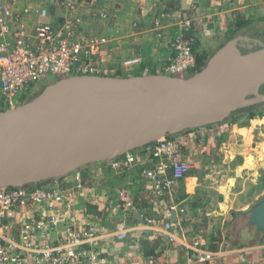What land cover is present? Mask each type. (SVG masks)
<instances>
[{
  "label": "crops",
  "instance_id": "1",
  "mask_svg": "<svg viewBox=\"0 0 264 264\" xmlns=\"http://www.w3.org/2000/svg\"><path fill=\"white\" fill-rule=\"evenodd\" d=\"M17 1L20 12L31 8L27 18L29 30L33 31L40 22L63 21L65 9L50 1ZM249 2L253 11L261 4ZM249 5L245 0H100L99 8L106 19H100L99 10L90 5L80 7L79 17L82 34L109 36L106 58L107 67L113 71L111 75L120 72L123 76H135L165 73L173 55L171 43L182 31L184 22H192L196 34L203 30L212 33L213 23L219 34L231 28L238 16L248 19L244 9ZM40 8L45 17L38 14ZM59 11L63 12L60 16ZM130 58H139L141 62L128 67L124 62ZM242 120L173 137L182 142L181 159L192 166L191 174L179 182L175 198L187 210L178 234L185 242L170 243L162 230L146 225L139 217L146 210L162 219L166 206L173 200L152 192L145 170L155 168L158 160L149 158L147 149L136 150L139 161L122 174L110 170L107 161L87 165L78 172L45 182L40 188L72 193L79 229H87L89 224L98 226L96 243L83 245L84 249L96 251L93 264H191L193 252L186 245L197 238L205 239L208 247L219 253L211 264H264V233L249 224L250 214L246 212L264 194V119H253L247 124H242ZM78 173L83 174L84 180L83 188L76 190L74 178ZM123 187L129 189L134 203L127 212L113 205ZM88 203L97 205L104 217L89 214ZM32 208L30 204L22 209L21 219H27L28 214L24 213ZM124 220L126 236L121 238L115 230ZM63 235L61 230L52 236ZM144 240L152 244L153 255L144 253Z\"/></svg>",
  "mask_w": 264,
  "mask_h": 264
},
{
  "label": "water",
  "instance_id": "2",
  "mask_svg": "<svg viewBox=\"0 0 264 264\" xmlns=\"http://www.w3.org/2000/svg\"><path fill=\"white\" fill-rule=\"evenodd\" d=\"M241 41L260 46L244 52ZM264 104V42L237 36L192 76L63 77L0 110V188H26ZM264 233V194L246 210Z\"/></svg>",
  "mask_w": 264,
  "mask_h": 264
},
{
  "label": "built area",
  "instance_id": "3",
  "mask_svg": "<svg viewBox=\"0 0 264 264\" xmlns=\"http://www.w3.org/2000/svg\"><path fill=\"white\" fill-rule=\"evenodd\" d=\"M49 1L66 10L63 21L59 24L40 22L32 31L27 25L30 7L20 12L19 1L0 0V110L27 102L36 90L34 84L51 75L63 78L73 74H112L106 58L109 36L81 33L80 7L97 8L100 18L106 19V14L99 8L100 0ZM37 10L40 14L41 8ZM182 26V31L171 43L173 55L164 68L166 74L182 76L198 69L194 51L197 29L190 21ZM140 62L139 58H130L124 63L129 67ZM255 119L263 120L264 117L256 116ZM147 154L152 160H158L155 168L145 170L152 192L157 197L168 195L173 200L166 206L162 219L146 210L139 217L146 225L162 230L170 243H179L184 241L178 234L187 210L175 199L176 192L179 182L191 174L192 166L181 159L182 142L179 139L162 138L147 149ZM138 161L139 156L132 151L108 161V167L122 174ZM74 180L76 190L82 189L83 174L78 173ZM71 194L49 192L44 188H0V264H93L97 260L96 251L84 249L83 245L96 243L98 226L89 224L87 229H79ZM30 204L32 210L24 213L28 218L21 219V210ZM113 205L122 212L133 208L127 187L119 191ZM125 228V220L116 226L115 231L121 238L126 236ZM61 230L63 237L52 236ZM186 247L193 252L191 264H211L219 255L201 238Z\"/></svg>",
  "mask_w": 264,
  "mask_h": 264
},
{
  "label": "trees",
  "instance_id": "4",
  "mask_svg": "<svg viewBox=\"0 0 264 264\" xmlns=\"http://www.w3.org/2000/svg\"><path fill=\"white\" fill-rule=\"evenodd\" d=\"M242 33L243 34L244 33L245 34H250L251 36H260L261 33H264V17L256 18V19L255 18L245 19L244 17H239L238 16V18L236 19L234 25L231 28H229L228 30H226L224 32H221V33H219V34L216 35V39H218V40L221 41L220 42L221 44L218 47V49L220 47H222L223 45H225L229 40L237 37L238 34H242ZM195 34H196V32H195ZM200 46H201V40L196 39V43L194 45V51H195L196 57H197L198 69L197 70H193V71L186 72V76L187 77L188 76H192L194 73L200 71L206 65V63H207L205 61L206 58H207V55H206L207 53H200V52H198V49L200 48ZM217 50H215L211 54V56ZM109 76H120L121 77L123 75H122V73L118 72L115 75L109 74ZM54 77H55L54 78V82H56L59 79H61L60 77H56V76H54ZM54 82H51V83H54ZM35 91H37V90H35ZM38 94H39L38 91L35 94H32L33 95V98L35 96H37ZM29 98L27 99V101L30 100ZM260 107H261V104L260 105H257V106L248 107V108H244L242 110H239V111L233 113L231 115V117L228 120H226L225 122H223V123L235 124L240 119H243V118H247L248 120H253L256 116H262V115H264L262 112L259 111ZM3 110H5V109H3ZM208 127H210V126H208ZM188 131H190V130H188ZM174 136H176V135L167 136V137L171 139ZM152 145H148V146H145L144 148H140V149L146 150L149 147H151ZM137 150H139V149H137ZM133 152H136V150L133 151ZM44 184L45 183H39V184H36V185H32V186L26 187L25 189H27V190H33L35 188L42 187ZM87 212L89 214H95V215L104 217L103 214H102L103 212H101L99 210V207L97 205H95V204L88 203L87 204ZM244 233L245 232H243V234ZM142 248H143L144 253L146 255H153L154 254V249L152 247V244L149 241L144 240L143 243H142Z\"/></svg>",
  "mask_w": 264,
  "mask_h": 264
},
{
  "label": "rangeland",
  "instance_id": "5",
  "mask_svg": "<svg viewBox=\"0 0 264 264\" xmlns=\"http://www.w3.org/2000/svg\"><path fill=\"white\" fill-rule=\"evenodd\" d=\"M49 1V0H46ZM246 2L248 1V3L250 4L249 7L244 9V16L248 19L250 18H261L264 17V0H250L251 2H257L260 1V5H256L255 9L253 11V5L252 3L249 2V0H245ZM245 4V3H244ZM65 12V10L63 11ZM62 11L58 12V16L61 15V13H63ZM41 14V13H40ZM64 14V13H63ZM46 14L42 13L41 16L45 17ZM237 18V16H236ZM102 19V18H100ZM261 26V25H260ZM210 27V26H208ZM213 29L212 33L204 32L203 31H199V34H196V39L201 40V46L198 49V52L200 53H207V58H206V62H208L209 58L211 57V54L218 49V47L220 46V40L216 39V35L219 32V28L215 29L213 28V23L211 24V28ZM201 32V33H200ZM237 36H250L251 38H258L259 40L264 42V33H261L260 36H251L250 34H238ZM110 68V67H109ZM116 71V70H115ZM111 73H113L112 70H110ZM54 76H48L43 78L40 81H37L34 85H35V89L40 93L42 92L41 90H43L46 86H48L51 82H54ZM36 91V92H37ZM32 97H30L29 99H32ZM260 112H262L264 114V104H261V107L259 109ZM264 117V115H262ZM255 119V118H254ZM250 120H248L247 118H243L242 120V124H247L249 123ZM247 122V123H246Z\"/></svg>",
  "mask_w": 264,
  "mask_h": 264
},
{
  "label": "flooded vegetation",
  "instance_id": "6",
  "mask_svg": "<svg viewBox=\"0 0 264 264\" xmlns=\"http://www.w3.org/2000/svg\"><path fill=\"white\" fill-rule=\"evenodd\" d=\"M244 35V34H243ZM249 44H251V43H249V42H246V41H241V49L244 51V52H248V51H251V50H255V49H257L258 47H260V46H253V47H250V45ZM182 76H186V73L185 74H183ZM36 93V91L34 92V94ZM33 96V95H32ZM31 96V97H32Z\"/></svg>",
  "mask_w": 264,
  "mask_h": 264
}]
</instances>
